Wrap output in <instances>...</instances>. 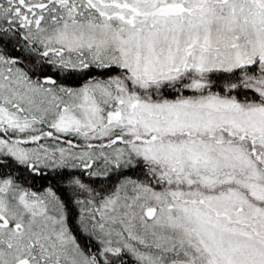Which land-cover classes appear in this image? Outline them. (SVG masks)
Wrapping results in <instances>:
<instances>
[{"label":"snow or ice","instance_id":"1","mask_svg":"<svg viewBox=\"0 0 264 264\" xmlns=\"http://www.w3.org/2000/svg\"><path fill=\"white\" fill-rule=\"evenodd\" d=\"M0 264H264V0H0Z\"/></svg>","mask_w":264,"mask_h":264}]
</instances>
